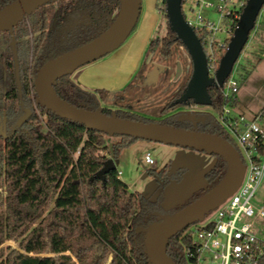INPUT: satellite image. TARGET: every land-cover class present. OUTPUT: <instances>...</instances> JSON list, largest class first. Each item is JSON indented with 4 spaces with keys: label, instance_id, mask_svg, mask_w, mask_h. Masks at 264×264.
<instances>
[{
    "label": "trees",
    "instance_id": "obj_1",
    "mask_svg": "<svg viewBox=\"0 0 264 264\" xmlns=\"http://www.w3.org/2000/svg\"><path fill=\"white\" fill-rule=\"evenodd\" d=\"M14 1L0 0V12ZM157 7L166 17L165 0H159ZM120 10V0L51 1L14 27L15 53L11 33L0 32V50L7 44L5 54L0 53L4 66V71L0 67V264H153L147 254L146 232L138 230L161 221L156 212L162 210L166 170H150L160 183L155 198L131 191L120 179L117 167L106 174L105 182L92 179L109 157L120 154L137 138L114 134L118 140L110 146L108 133L88 129L43 106L34 86L38 72L48 61L105 34ZM258 36L260 32H256ZM174 44L181 46L182 42L170 31L160 50L162 59L173 58ZM155 51L152 41L147 53ZM72 74L61 77L54 87L62 99L77 107L194 130L189 122L177 120L180 113L155 121L137 117L127 108L113 111L101 106L108 92L87 90ZM138 77L139 73L134 80ZM211 94L214 108L220 112L224 105L221 91L212 88ZM169 107L170 103L165 110ZM26 109L31 114L17 125ZM198 131L218 135L235 145L215 117ZM212 155L216 162L205 174L206 186L167 214L180 210L222 181L228 164ZM196 226L198 223L170 239L168 254L177 264H188L184 252L191 246L190 230Z\"/></svg>",
    "mask_w": 264,
    "mask_h": 264
},
{
    "label": "water",
    "instance_id": "obj_2",
    "mask_svg": "<svg viewBox=\"0 0 264 264\" xmlns=\"http://www.w3.org/2000/svg\"><path fill=\"white\" fill-rule=\"evenodd\" d=\"M54 0H15L0 12V32L9 31L15 53L14 27L25 16L35 12L39 7ZM121 10L114 25L102 36L82 47L69 51L48 61L38 72L34 86L39 102L56 115L85 125L88 129L105 132L110 135H124L137 139L159 142L167 145L191 148L222 157L228 164V170L222 181L206 194L172 213L160 215L161 221L138 231L146 232L147 254L153 264H177L168 254V243L172 237L189 226L203 220L210 211L215 210L226 198L238 188L245 170L238 149L228 140L210 133L186 128L162 125L154 122L135 121L110 116L77 107L62 99L56 92L54 84L63 76L72 74L78 68L92 63L125 42L134 30L141 13L142 0H120ZM183 0H165L166 17L169 29L176 35L187 50L192 61L193 70L187 86L173 105L185 104L209 106L212 104L209 88L222 87L232 73L242 51L249 41L250 34L256 26L257 19L264 6V0H248L240 15L234 35L220 60L217 70L211 75L206 54L195 30L186 21ZM162 67L156 65L147 75L145 83L150 85L157 81ZM181 64H177V76ZM31 114L26 109L19 119L21 125ZM194 121L193 114L182 115L179 121ZM116 168L113 158H108L103 167L92 178L106 180V174Z\"/></svg>",
    "mask_w": 264,
    "mask_h": 264
},
{
    "label": "rangeland",
    "instance_id": "obj_3",
    "mask_svg": "<svg viewBox=\"0 0 264 264\" xmlns=\"http://www.w3.org/2000/svg\"><path fill=\"white\" fill-rule=\"evenodd\" d=\"M157 2L158 0H142V16L129 36H132L139 30L143 14L147 10L150 11L152 8L155 11ZM182 9L185 17L188 19L195 20L199 14L204 18L218 19L214 10L201 8L190 0L185 1ZM258 22L264 24V9L258 17ZM256 32H260V36L256 37ZM263 32L264 30H253L251 32L249 41L233 71V75L240 82L239 97L246 95L250 102V105L240 104L243 112H247L248 114L257 110H259L258 112L264 111ZM153 37L155 38L156 51L147 56V63L141 67L139 77L120 92L106 94L101 101V106L109 107L113 111L125 106L137 117L155 121L162 119L167 114L162 113L161 110L170 101L178 87L192 73V62L187 50L175 44L172 46L173 58L170 60L161 58L160 42L164 37H170L166 17L160 16L158 18L157 28ZM6 45V43L3 45L0 53L5 54ZM114 51L106 56L111 55ZM142 60H144V57ZM177 63L181 64V72L177 81L174 82ZM157 64L163 67L157 81L150 85L143 83L144 77ZM0 67L4 71L2 61L0 62ZM84 67L85 65L74 71L72 78L76 80L77 74ZM211 73L213 74L214 72L212 71ZM236 109L239 111L241 108L238 105ZM177 110H184V108H178ZM213 116L216 117V112ZM106 139L111 146L113 142L118 140V137L108 134ZM148 152L155 162L152 165H147L144 162V155ZM111 157L114 159L116 167L120 172V179L128 185L131 191L139 192L145 196H153V198L159 194L158 188L160 183L157 177L150 174V170H166L168 181L162 192V210L158 211L160 214H167L170 209L184 204L194 192L204 188L206 186L205 174L213 168L216 162V157L207 152L144 139L134 140L120 154L117 156L112 155ZM256 195L261 201H264V184L259 187ZM254 202L259 203L257 200H254ZM214 216V210L207 213V219ZM6 244L14 245L12 241H7Z\"/></svg>",
    "mask_w": 264,
    "mask_h": 264
},
{
    "label": "built area",
    "instance_id": "obj_4",
    "mask_svg": "<svg viewBox=\"0 0 264 264\" xmlns=\"http://www.w3.org/2000/svg\"><path fill=\"white\" fill-rule=\"evenodd\" d=\"M190 1L218 16L217 20L201 14L195 20L185 17L202 43L210 73L215 72L248 0ZM261 30L264 25L257 19L254 31ZM233 71L220 87L224 105L215 118L234 141L245 170L238 188L214 210L215 216L206 215L191 228V246L184 252L188 264H261L264 258V201L256 195L264 184V111L248 116L236 109L240 82ZM144 162L155 163L149 152Z\"/></svg>",
    "mask_w": 264,
    "mask_h": 264
},
{
    "label": "crops",
    "instance_id": "obj_5",
    "mask_svg": "<svg viewBox=\"0 0 264 264\" xmlns=\"http://www.w3.org/2000/svg\"><path fill=\"white\" fill-rule=\"evenodd\" d=\"M154 10L151 8L150 11L147 10L143 14L139 30L132 36H129L119 49L111 55L85 65L76 77L81 87L90 91L103 89L108 94H112L125 89L134 80V77L141 69L142 58L146 56L150 40L153 39L155 34L158 18L163 16L158 7ZM141 16L142 12L139 18ZM240 104L250 105L246 95L239 97V94H237L235 107L239 105V108H241L239 112L248 116H254L259 111L257 110L248 114L247 112H243Z\"/></svg>",
    "mask_w": 264,
    "mask_h": 264
},
{
    "label": "flooded vegetation",
    "instance_id": "obj_6",
    "mask_svg": "<svg viewBox=\"0 0 264 264\" xmlns=\"http://www.w3.org/2000/svg\"><path fill=\"white\" fill-rule=\"evenodd\" d=\"M26 17V16H25ZM24 17V18H25ZM165 38L166 37H164L163 39H162V41L160 42V44H161V47H160V50H161V48L163 47V45H164V40H165ZM153 41V43H154V45H155V38L153 37V39H151L150 40V43H149V45L151 44V42ZM158 45H159V43H158ZM156 47V46H155ZM180 47H183V48H185L184 46H183V44L180 46ZM150 53H152V52H150ZM150 53H146V56H145V58H144V60H143V62H142V66H145L146 65V63H147V56L150 54ZM192 62V61H191ZM178 64V63H177ZM158 65V64H157ZM141 66V67H142ZM156 66V65H155ZM154 66V67H155ZM161 66V65H160ZM153 67V68H154ZM162 67V66H161ZM163 68V67H162ZM153 70V69H152ZM151 70V71H152ZM192 70H193V65H192ZM151 71H149L148 72V74L151 72ZM140 72V71H139ZM181 72V71H180ZM147 74V75H148ZM160 74V73H159ZM192 74V73H191ZM191 74H190V77H191ZM147 75L145 76V78H144V80H143V83H145V79H146V77H147ZM179 75H180V73H179ZM178 75V76H179ZM178 76H177V65H176V73H175V76H174V82L175 81H177V78H178ZM190 77H189V80H190ZM186 80H188V77L186 78ZM186 80H185V82H186ZM189 80L187 81V83H183L182 85H180V87H178V89L174 92V94H173V96H172V98L170 99V101L167 103V104H169L170 103V107L167 109V110H165V107H166V105L162 108V112L163 113H167L165 116H167L168 114H173V113H180V115L178 116V118H177V120L179 121V118L182 116V115H187V114H193L194 116H195V120L194 121H190V120H184V121H186V122H189L190 123V127H192L194 130H199L200 129V127H202V125H204L207 121H208V119H210L211 117H215V116H213V114L216 112L217 113V111L215 110V108H214V104H215V99H214V97L212 96V94H211V89L212 88H214V89H217V91L220 93V91H221V89L220 88H218V87H211V88H209V93H210V95H211V99H212V104L211 105H209V106H203V105H196V104H194V103H191V105H185V104H178V105H173V102L181 95V93L177 96V97H174V95H175V93L184 85V84H186V86H187V84H188V82H189ZM184 90V89H183ZM124 109L125 108H127V107H123ZM123 108H121V109H123ZM178 108H184V110H177L176 111V109H178ZM186 109V110H185ZM168 176V175H167ZM156 213H159V212H156ZM160 214V213H159ZM160 215H165V214H160Z\"/></svg>",
    "mask_w": 264,
    "mask_h": 264
}]
</instances>
